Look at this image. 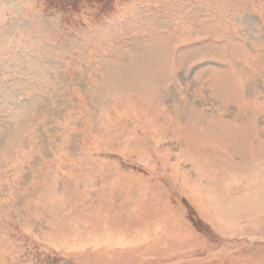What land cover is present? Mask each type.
I'll use <instances>...</instances> for the list:
<instances>
[{
	"label": "rangeland",
	"instance_id": "rangeland-1",
	"mask_svg": "<svg viewBox=\"0 0 264 264\" xmlns=\"http://www.w3.org/2000/svg\"><path fill=\"white\" fill-rule=\"evenodd\" d=\"M101 1L0 0V264H264V0Z\"/></svg>",
	"mask_w": 264,
	"mask_h": 264
},
{
	"label": "trees",
	"instance_id": "trees-1",
	"mask_svg": "<svg viewBox=\"0 0 264 264\" xmlns=\"http://www.w3.org/2000/svg\"><path fill=\"white\" fill-rule=\"evenodd\" d=\"M93 1H99V0H93ZM104 0H102L101 2H103ZM72 4H70V5H67V7H70V9H74V8H76V0H72ZM59 5H61L62 6V4L60 3Z\"/></svg>",
	"mask_w": 264,
	"mask_h": 264
}]
</instances>
